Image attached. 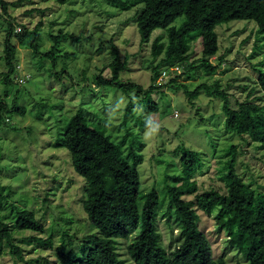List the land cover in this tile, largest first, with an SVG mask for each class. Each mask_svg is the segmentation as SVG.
I'll return each instance as SVG.
<instances>
[{"label":"rangeland","instance_id":"374dc122","mask_svg":"<svg viewBox=\"0 0 264 264\" xmlns=\"http://www.w3.org/2000/svg\"><path fill=\"white\" fill-rule=\"evenodd\" d=\"M3 1L8 5L6 12L0 9V101L7 110H0V190L6 195V201L0 202V218L7 224L21 256L11 254L5 242L0 250V264H57L56 253L62 245L66 250L72 248L79 252L86 243V236L95 232L81 206L85 197L84 180L73 170L68 149L60 144L63 125L78 108L90 122L104 125L116 141L126 132L129 135L127 127L129 132L133 131L125 139L123 150L126 152L133 145L143 156L135 165L140 190L147 192L155 188L158 192L156 225L160 241L167 250L174 247L178 238L173 216L168 222L164 218L167 190L168 185L179 182L183 146L199 152L202 166L193 178L200 191L210 185L220 186L218 169L222 167L221 157L230 143L237 147L238 167L245 172L243 179L252 178V182L264 190V149L254 148L225 130L221 97L202 90L196 97H190L183 88L163 87L152 94L157 111L146 112L135 101L136 117H129L123 125L122 114L128 98L121 90L109 85L98 86L96 82L97 74L110 77L116 47L121 60L125 57L127 60L126 68L120 72L121 79L141 83L146 89L153 67L158 66L163 57V54L156 57L151 54L154 38L160 35L161 41L157 43L165 45L169 27L178 28L185 21V15L178 16L167 28L154 29L149 38L140 43L135 18L141 4L121 10L108 0ZM23 25L39 31V51L53 50L57 56L54 65L31 51L27 42L18 44L12 37L17 47L16 56L11 68L5 66L6 32L11 27L14 33L22 32ZM215 31L218 50L209 60L216 64L218 57L222 58L217 70L207 74L202 69H193L202 56L198 31L191 32L187 38V58L183 62L186 68L177 71V82L185 83L192 91L200 83L211 85L217 81L219 91L225 92L230 105L237 108L252 90L249 100L260 94L256 87V70L264 71V41L256 37L252 20H230L217 25ZM58 34L60 38L55 43L53 37ZM64 65L69 78L61 75L56 79L51 75L60 72ZM161 69L159 66L160 74ZM7 71L9 83L4 81ZM169 79L167 76L162 81L167 84ZM130 95L133 96L131 91ZM16 106L23 112L10 111ZM143 120L147 123L141 128ZM128 161L131 164L130 159ZM11 204L32 210L44 232L36 234L15 229ZM198 212V226L210 243L213 257H223L227 264H245L244 257L229 245L223 231L217 229L213 215ZM33 235L49 237L52 245L38 244ZM136 235L137 231L128 239L114 241L117 255L125 264H133L126 245Z\"/></svg>","mask_w":264,"mask_h":264},{"label":"trees","instance_id":"16d2710c","mask_svg":"<svg viewBox=\"0 0 264 264\" xmlns=\"http://www.w3.org/2000/svg\"><path fill=\"white\" fill-rule=\"evenodd\" d=\"M64 3L65 0H56ZM121 10H129L139 4L135 23L140 36V43L145 42L156 28H167L180 15L185 21L178 27H169L167 42L158 44L161 36L154 38L151 46L152 56L163 54L158 66L153 67L150 85L144 89L141 83L125 82L120 77L127 65L126 57L121 60L117 48L113 49V61L110 63L111 75L104 78L96 75L98 86H113L121 90L128 98L124 107L122 124L126 125L129 117H134L135 101L146 112L157 111L158 105L152 94L156 89L168 87L172 90L183 88L190 96L196 97L202 90L209 95L222 98L224 128L237 135L242 142L257 149H264V71L257 69L256 87L259 95L239 102L237 108L230 105L225 92L219 91V84H198L192 91L183 82H177L179 74L171 68L183 64L187 58V38L191 32L198 31L202 58L193 69H202L210 74L217 70L222 62L214 64L210 57L218 50V37L215 27L234 19H247L254 22L257 38L264 41V0H108ZM8 3L0 0V9L6 12ZM18 44L28 43L35 54L55 64L57 56L53 50L39 51V31L23 25L22 32H13V27L6 32L3 46V61L9 69L16 56ZM55 43L60 36H54ZM257 45V44H256ZM259 45V44H258ZM180 64V65H179ZM173 65V66H172ZM166 70L168 83H158V67ZM171 66V67H170ZM186 70V69H184ZM56 79L65 75L69 78L66 65L60 72L51 73ZM166 76V77H167ZM4 81L9 83V72L4 74ZM130 91L133 94L130 95ZM0 110H7L0 101ZM12 110L23 112L16 106ZM9 111V110H8ZM136 117V116H135ZM2 120V114L0 115ZM141 121V128L146 124ZM148 125V124H147ZM128 134L129 127L126 128ZM128 135V136H129ZM126 134L118 141L107 133L101 123H92L86 119L81 108L70 115L63 125L60 144L70 153L73 170L84 180L85 197L82 209L94 233L86 236V243L77 252L70 248L57 250V264H125L117 255L114 241L128 239L135 231L137 235L126 245V251L133 264H227L223 257H213L210 243L199 228L200 213L213 215L219 231H223L226 241L246 260L245 264H264V190L252 182L243 179L245 172L238 167V152L235 144L230 143L221 157L222 167L218 169L221 184L219 187L208 186L199 190L194 174L202 166L199 152L182 147L180 158L181 174L177 184L168 185V205L164 218L168 222L173 216L177 225V243L167 250L160 241L156 219L160 203L158 192L151 188L147 192L140 190L139 173L135 165L143 160L141 153L130 145L126 152L123 143ZM212 144H215L212 142ZM128 159H130L131 164ZM190 195V197H185ZM5 200L0 190V202ZM12 226L17 230H29L41 234L42 223L32 210L17 204H11ZM41 245L51 246L49 237L33 235ZM6 242V243H5ZM6 244L9 252L21 256L19 247L11 240L7 224L0 218V250ZM236 264H240L237 262Z\"/></svg>","mask_w":264,"mask_h":264},{"label":"built area","instance_id":"2783aa9c","mask_svg":"<svg viewBox=\"0 0 264 264\" xmlns=\"http://www.w3.org/2000/svg\"><path fill=\"white\" fill-rule=\"evenodd\" d=\"M171 68H173V69H175V70H177V71H179V67L177 66V65H175V66H173V67H171ZM166 76H167V72H166V70H162V72H161V74H159V76H158V78H157V82L158 83H163V79L164 78H166ZM22 82V81H21ZM177 115V113H175V116Z\"/></svg>","mask_w":264,"mask_h":264}]
</instances>
